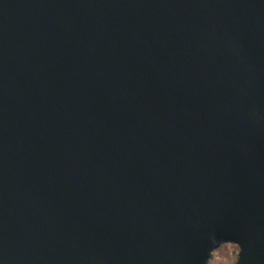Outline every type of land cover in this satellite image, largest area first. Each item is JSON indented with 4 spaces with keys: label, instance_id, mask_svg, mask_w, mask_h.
Here are the masks:
<instances>
[{
    "label": "water",
    "instance_id": "obj_1",
    "mask_svg": "<svg viewBox=\"0 0 264 264\" xmlns=\"http://www.w3.org/2000/svg\"><path fill=\"white\" fill-rule=\"evenodd\" d=\"M264 264V0H0V264Z\"/></svg>",
    "mask_w": 264,
    "mask_h": 264
},
{
    "label": "rangeland",
    "instance_id": "obj_2",
    "mask_svg": "<svg viewBox=\"0 0 264 264\" xmlns=\"http://www.w3.org/2000/svg\"><path fill=\"white\" fill-rule=\"evenodd\" d=\"M237 253L236 244H222L212 252L208 264H232L236 261Z\"/></svg>",
    "mask_w": 264,
    "mask_h": 264
},
{
    "label": "trees",
    "instance_id": "obj_3",
    "mask_svg": "<svg viewBox=\"0 0 264 264\" xmlns=\"http://www.w3.org/2000/svg\"><path fill=\"white\" fill-rule=\"evenodd\" d=\"M209 260L207 261V264H208Z\"/></svg>",
    "mask_w": 264,
    "mask_h": 264
}]
</instances>
